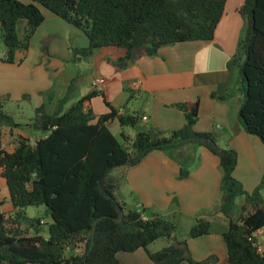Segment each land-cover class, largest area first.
Listing matches in <instances>:
<instances>
[{
  "label": "trees",
  "instance_id": "trees-1",
  "mask_svg": "<svg viewBox=\"0 0 264 264\" xmlns=\"http://www.w3.org/2000/svg\"><path fill=\"white\" fill-rule=\"evenodd\" d=\"M227 0H0V40L5 47L3 63H14L17 51L26 52L36 29L43 23L42 9L62 19L88 40L86 48L74 49V57L88 60L102 48L121 54L110 60L123 70L142 56L157 55L160 48L193 41H212ZM245 21V34L227 64L240 75L241 105L237 121L245 133L264 145V0H244L238 10ZM18 21L25 26L16 35ZM244 56L239 64V56ZM21 63V62H20ZM74 80L54 112L44 105L34 109L31 128L40 135L31 142L18 137L12 152L4 151L3 128L17 125L4 112L0 99V167L14 213H0V264H121L116 255L143 249L153 264H208L210 257L195 262L187 240L175 237L176 226L152 216L143 219L117 197L120 184L111 173L120 167L133 168L149 153L187 144L207 149L221 169L219 213L228 219L223 233L228 264H264L257 251L256 232L264 228V176L251 192L234 178L237 154L221 149L211 133H198V101L177 104L184 124L179 130L149 128L129 137L121 131L118 140L109 129L117 120L120 128L135 129L137 115L110 112L97 119L86 103L103 97L91 90L72 104ZM223 99V98H222ZM106 107L108 103L103 100ZM188 172L180 170L179 179ZM245 198L237 219L232 214L238 197ZM27 207H44L49 218L47 233L38 231L42 218H29ZM121 219L120 222L118 220ZM34 228L29 234L27 228ZM36 229V230H35ZM210 223L198 219L187 238L209 233ZM158 239L169 244L156 252L147 247ZM82 248L80 254L76 250Z\"/></svg>",
  "mask_w": 264,
  "mask_h": 264
},
{
  "label": "crops",
  "instance_id": "crops-1",
  "mask_svg": "<svg viewBox=\"0 0 264 264\" xmlns=\"http://www.w3.org/2000/svg\"><path fill=\"white\" fill-rule=\"evenodd\" d=\"M243 2L244 0L226 1L223 16L215 29L212 41H193L165 46L159 49L157 55L139 57L123 70L114 67L110 61L120 56V52L117 51L115 55H101L95 66L90 68L88 82L77 87L73 84L70 99L63 110L68 109V104L75 103L88 94L92 90L89 88L91 81L95 78L105 80L99 90L103 97L97 96L85 105L95 119L109 113L112 108L117 113L123 110L124 116H139L140 123L144 126L149 125V128L175 131L184 124L183 113L176 105L180 103L192 105L198 101L195 131L213 134L221 149L236 152L237 164L233 176L242 183L246 192L251 193L250 188L245 186L257 187L264 176V145L256 137L245 133L237 121L242 101L240 75L237 67H227L237 50L238 42L245 34V21L238 12ZM42 13L44 21L36 29L28 51H17L15 58L17 57L18 61H15V64L0 61V99L19 104L26 100L28 94L37 92L41 102L35 109L44 105L48 112H54L57 103L77 77L75 69L73 71L69 66H62L59 59H54L56 53L51 52L50 45L48 49L45 45L39 49V45L47 38L56 36L63 37L67 45L69 36H72L78 39L77 47L74 48L81 49L88 46V40L84 39L85 36L83 37L80 31L68 23L65 24L62 19L49 12ZM47 22L48 26L45 27ZM24 26L25 22L20 24L22 34ZM2 47L0 43V52L3 51L4 54ZM37 58H44L50 63L53 70H49V74L55 71L56 75L49 77L41 69L36 70ZM136 80H140L141 85L138 89H133L131 83ZM130 99L140 101V112L129 105ZM103 100L109 107L104 105ZM129 106L131 110L133 109L131 113L128 110ZM115 121L118 123L115 119L108 126ZM16 127L14 130H8L9 140L3 131L4 151H13L17 137L28 138L31 142L40 137L39 134L26 135ZM123 133L130 138L134 136L125 131ZM7 141L10 143L5 144ZM188 154L190 160L186 163L184 161L189 158L183 156ZM122 168L125 169L123 175L121 172L115 177L119 180V190L121 192L126 190V195L135 202L131 209L141 214L143 219H146L145 211L150 209L152 216L157 215L169 220L176 227L185 225L183 222H186L185 227H189L188 231L198 219L208 220L210 229L207 235L187 239L191 257L195 262L214 257L208 264H228L223 233L227 230L229 221L218 211L221 169L216 156L203 147L187 144L165 151L151 152L135 167ZM180 170L188 172L186 179L178 178ZM1 174L0 167V213L9 216L14 210ZM119 201L126 204L122 200ZM235 209L233 219L238 218L241 208H238L239 212L236 215ZM49 222V218L44 217L40 223L41 226H47ZM41 226L38 227L40 232ZM261 230L256 232L255 238L258 245L264 248L257 237ZM27 232L32 234L34 228H27ZM167 243L161 249L166 247ZM116 258L121 264H153L143 249L132 253L120 252Z\"/></svg>",
  "mask_w": 264,
  "mask_h": 264
},
{
  "label": "rangeland",
  "instance_id": "rangeland-1",
  "mask_svg": "<svg viewBox=\"0 0 264 264\" xmlns=\"http://www.w3.org/2000/svg\"><path fill=\"white\" fill-rule=\"evenodd\" d=\"M19 1H22L23 3H28L29 2V0H19ZM42 10H43L42 12L48 13V11H46L44 9H42ZM21 23H24V21H18L17 27H16V35H17L18 38H21V35H22V33H21L22 31L20 29V24ZM65 24H67V23H65ZM46 26H48V22L46 23L45 27ZM83 37H84V35H83ZM84 39L87 40L86 37H84ZM0 43H2L1 40H0ZM77 43H78V39L77 38L69 36V38L67 40V45H66L64 43V41H63V37L56 36L54 38L53 37L47 38L45 42H41L40 45H39V49H41V47L43 45H45L47 47V49H48V46L50 45L51 46V52L52 53H56L53 56L54 59H59L60 62L62 63V66L63 65H66L67 67L69 66V68L72 69L73 71L75 69V73H76V77L77 78L74 81V85L76 87L79 86V85L83 86V85H85L88 82V79H89L88 73L91 72L90 68L95 66L96 62L101 58L100 57L101 55H115V53L118 51L115 48L98 49V50H96L94 52L93 56L90 59H88V60H85V59H83L80 56L79 57L80 58V62H82V63L78 64L80 62H78V60L74 57V53H73V50L77 47ZM3 49H4V54H3V51L0 52V61L5 56V51H6L5 47ZM239 58L240 59H239L238 63L240 64L243 61L244 56L241 54L239 56ZM15 61L16 62L18 61L17 57L14 59V63H12V64H15L16 63ZM49 61H51V59H49ZM6 64H8V63H6ZM39 69H41L45 74H48L49 77H54L56 75L55 71H53L51 74H49V70H53V69H52L51 64L47 63V61L44 60V58H37L36 70H39ZM79 77H80V79H79ZM89 88L91 89V85L89 86ZM77 92H78V90L76 91V93ZM135 96H138V95L135 94ZM131 99L129 100V101H131L129 105H132L134 110H138V112H140V109H141L140 101L138 102V101L131 100ZM74 101H76V100H74ZM40 102H41L40 95L37 92H31L30 94L27 95L26 100H24L23 102H21L19 104L7 101L5 103V106H4V112L12 118V121L17 125V127H19L20 131H22L26 135H31L32 136V134L33 135L37 134L31 128V122H32V119L34 117V109H35L36 105H39ZM72 103H74V102H72ZM72 103L68 104L67 108H69L72 105ZM53 109H55V108H53ZM128 110L130 111V113L132 112V110L130 109V106H129ZM17 127H16V129H18ZM149 127H150L149 125L148 126H144V125H142L140 123L135 129H131V128H128V127H124V128L121 129L119 124L116 121L113 124H110V126H109L111 132L114 134V136L118 140H121V137H120L121 131H123V132L125 131L126 133L131 134V136H132L136 132H141V131L148 130ZM8 130H10V128H7V127L3 128V131L5 132V137H7V140L10 139V137H9V132L10 131L8 132ZM9 143L10 142H8V141L5 142V144H9ZM183 157L189 158V159H186L184 161L186 163H187V161L190 160V154H188V156L184 155ZM124 170L125 169H123L122 167L116 168V169H114L112 171L111 174L113 176H117V175H119L122 172L121 175H123ZM178 178H179V176H178ZM180 180H183V179H180ZM245 187L250 188L251 192L256 188V186L254 187V186H247V185ZM125 191L126 190H122V192H121V190H118L116 195H117L119 200H122L124 203H126L125 204V211H127V210L131 209L134 206L135 202L133 201V199L130 196L126 195ZM263 196H264V190H263ZM235 204L237 206V209H235L234 214L236 215L239 212L238 208L240 209L245 204V198L243 196L242 197H238L236 199V201H235ZM236 206H235V208H236ZM39 208L40 209H37L35 207H27L25 209L26 216H28V217L33 216V217H37V218H40V217L42 218L43 217L44 218L45 217L44 216L45 215L44 214V207H39ZM183 223L187 226L186 222H183ZM185 225H181V226L177 225V227H176L175 237L177 239H179V240H187L188 239L187 238V233H188L189 227L187 228V227H185ZM41 229H42L41 232H43L45 234L47 233V226L46 225H42ZM257 237H258L259 243L261 245H264V229H262L261 232L258 233ZM166 243H167L166 240L158 239V240L154 241L153 243H151L147 247V249L150 252H155V251L161 249V247L164 246ZM167 245H168V243H167Z\"/></svg>",
  "mask_w": 264,
  "mask_h": 264
},
{
  "label": "built area",
  "instance_id": "built-area-1",
  "mask_svg": "<svg viewBox=\"0 0 264 264\" xmlns=\"http://www.w3.org/2000/svg\"><path fill=\"white\" fill-rule=\"evenodd\" d=\"M104 82H105V80L103 78H95V79H93L91 81V89H93L95 91L101 90V88L104 85ZM140 85H141V81L140 80H136V81L131 83V87L133 89H138ZM117 114L118 115H123V110H120ZM144 119H146V118H144ZM257 251L259 253H263L264 252V248L258 245ZM81 252H82V248H79V249L76 250L77 254H80Z\"/></svg>",
  "mask_w": 264,
  "mask_h": 264
},
{
  "label": "water",
  "instance_id": "water-1",
  "mask_svg": "<svg viewBox=\"0 0 264 264\" xmlns=\"http://www.w3.org/2000/svg\"><path fill=\"white\" fill-rule=\"evenodd\" d=\"M145 217H146V219H150V218L152 217L150 209H147V210L145 211ZM121 219H122V218H120V219L118 220V222H120Z\"/></svg>",
  "mask_w": 264,
  "mask_h": 264
}]
</instances>
